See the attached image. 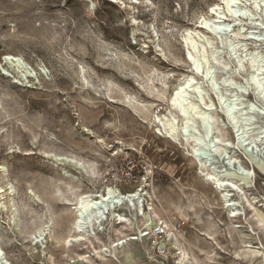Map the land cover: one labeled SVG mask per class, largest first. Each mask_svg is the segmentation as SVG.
I'll use <instances>...</instances> for the list:
<instances>
[{"label": "rangeland", "instance_id": "1", "mask_svg": "<svg viewBox=\"0 0 264 264\" xmlns=\"http://www.w3.org/2000/svg\"><path fill=\"white\" fill-rule=\"evenodd\" d=\"M241 4L251 17L235 27L227 17L232 27L215 36L199 25L211 17L214 5L227 15L221 0H0V264H69V258L85 252L77 245H63L74 219L67 201L80 194H101L108 186L107 168L118 163L126 170L137 166L140 172L128 194L146 186L151 197L142 196L145 227L149 220L181 221V244L203 261L199 250L215 246L199 242L204 239L200 234L214 222V233L219 234L215 240L224 252L218 253L215 264H245L233 261L240 243L236 237L234 246L226 237L230 227L217 193L198 176L181 137L179 143L168 139L161 124L173 117L176 126L181 125L169 100L187 75L202 87V98L212 104L210 115L228 142L234 134L223 108L235 94L242 95L241 104L252 101L263 110L247 84L254 70L245 56L255 49L264 55V41L256 43L244 35L264 40V8H255L250 0ZM235 30L242 33L236 40ZM187 32L199 34L192 35L194 47L184 43ZM231 41L242 46L235 54ZM188 54L198 62L206 58L202 70L211 69L218 90L204 75L192 72ZM4 55L18 57L27 70H18L13 62L3 64ZM237 58L243 60L241 67ZM190 100L202 107L197 94L190 93ZM255 121L263 125L264 117L257 115ZM214 145L198 155L212 167L218 161L227 165V155L224 160L215 156ZM235 155L243 167L255 171V188L248 193L263 200L264 169L243 149ZM119 213L132 219L123 209ZM138 221L134 216L124 235L135 234ZM251 226L258 234L254 238L262 240L254 223ZM42 227L45 235L36 242L33 237ZM106 229L109 241L98 234L99 241L92 240L95 247L116 240L112 228ZM129 243L124 252L153 264L146 262L139 243ZM93 259L92 264H116Z\"/></svg>", "mask_w": 264, "mask_h": 264}, {"label": "bare ground", "instance_id": "2", "mask_svg": "<svg viewBox=\"0 0 264 264\" xmlns=\"http://www.w3.org/2000/svg\"><path fill=\"white\" fill-rule=\"evenodd\" d=\"M250 1L255 6V8L260 9V5H262L264 8V0ZM221 2L225 6L227 15H225V12L222 11L223 8L221 9L220 5H214L209 10L211 17L209 19L202 18L199 25L200 29L207 30L209 33H212L215 36L218 35L222 28L232 27L231 23L226 24L227 17L233 20V27H235L237 24L236 22L246 20L248 17H251L247 7L241 4L243 0H221ZM240 32L241 31L239 30H235L233 36L235 40L240 35H242ZM193 34L199 35L196 32L186 33V38L184 40L186 45L188 43L193 47L196 45V42L192 38ZM244 36H249L250 39H253L256 43L264 41L260 37H257L256 39L252 38L251 33H247ZM229 47H231V50L234 54L235 51H238L242 48L238 41H231ZM188 59L192 64V72L197 75H204V79L207 80V82H210V86H214V90H218L217 86L215 85L217 83L214 84L216 79H214V73L211 71V69L207 68L205 72L202 70V65H207L206 58L203 57V62H198L191 54H188ZM245 59L246 61L248 60V64H250L251 68L254 70L249 76L247 84L253 88V92H255V95L258 97L257 99H259L264 105V55H262L258 49H255L246 54ZM3 61L6 63H15L18 70H27L25 65L18 57L4 55ZM237 61H239L238 65L241 67V63H243L241 62L243 61L242 58H237ZM201 88L202 87L199 86L193 75H187L183 77L181 82L175 88L169 103L182 118L179 128L176 126V121L173 117H171L172 119L170 118L171 120L165 119V122L163 121L164 123L159 119V116H157V119L159 122H162L161 124L165 128L166 137L168 139L175 142L178 141L179 143V136L181 137V144L186 151V155L195 163L198 176H200L204 183L210 185L215 190V193H217L221 207L226 214L230 232H237L241 234V254L235 255L236 260L252 259L258 260V264H264V246L260 243H258V245L256 244L257 246H253V243H250L249 240L250 237L254 235V230L252 229L253 227H246L244 225V221L247 222L250 220V218H252L251 221H256L259 225L258 227L263 228L264 230L263 220L257 214V209L264 207V201H259L256 199V197L248 193L249 190L247 189L255 188V171L253 168V170H251L250 168L243 167L240 160L238 159V155H235L239 149H243L246 155H248L250 159H253L256 166L264 169V124L259 125V123L256 125L257 122L255 121V116L257 115L264 117V108L263 110L258 111L252 101H247L246 105H243L241 104L242 95H232L233 98L230 103L228 105L224 104L226 106L223 108V113L229 120L234 134L232 142H228V140L221 136L222 129H218V127H216L217 121L215 118H213V116L210 115V112L212 111V104L210 101L207 103L204 101V98L202 97L205 96V93H203ZM243 91L245 92V89H243ZM190 93L197 94L199 99H201L200 104L202 107L190 100ZM222 97L223 96H218L220 102L223 101ZM194 120H197L198 124H196ZM212 126L217 128L216 131L218 135L215 141L212 140L211 137L213 131ZM197 128L202 130L201 135L199 134L200 131L197 133ZM249 135L251 136L250 140L248 137ZM214 144H216L215 156L218 155L217 157L223 158V156L227 155V162L225 160L227 165L218 161L215 162L217 165L212 167V162L209 164L208 160L202 159L198 155L199 151H208L212 145L215 146ZM67 159L60 158L59 160L65 161L67 163L70 162ZM227 166H229L230 169H227ZM66 176L75 182L77 181V178L73 175L66 174ZM145 188L146 186L130 192L127 195L119 194L109 189L107 190L106 194H80L76 196L74 200L67 201V205L71 207L70 209L74 214V219L72 221L70 234L62 241L63 245L69 249L74 245L85 249V252L81 254L77 253L75 258H69V264H92L95 261L93 258H95L98 262H112L120 264L118 254L123 251L124 245L128 247L130 246V243L127 242L126 235H124V230L127 228V223L131 225V220L134 216L138 215L140 217V215H143L142 213L144 211V206L142 204V196H146L147 199L151 200V197L148 195ZM118 205H123V210H125L132 219H129L128 216L124 214L116 212L114 208ZM149 210H151V208ZM96 215L98 217H96ZM83 221H85V223ZM112 221H118V223L121 225L119 224L118 226H114ZM152 223L153 220H151V222L150 220L148 221L149 225ZM148 224H146V228H148ZM105 225L106 227L110 226L112 228V230L116 233L117 238L115 241L111 242L108 247L104 244H100L99 247H95L92 240H98V232L103 230ZM209 225L211 230L200 234L203 237L205 235L209 236L207 240L210 239L212 234H214V227H216L214 222H211ZM45 231V227H42L36 232L33 240L37 242V238L44 236ZM177 243L178 241L175 240V244L178 246L179 255L175 258L173 264H199L197 260L191 257L188 251L182 247L183 245L181 246L180 243ZM2 255L3 253L0 250V261ZM133 256L134 255H132V253H127L123 259L126 262L127 259L132 258ZM132 260L129 259V261ZM252 264H254L253 261Z\"/></svg>", "mask_w": 264, "mask_h": 264}, {"label": "built area", "instance_id": "3", "mask_svg": "<svg viewBox=\"0 0 264 264\" xmlns=\"http://www.w3.org/2000/svg\"><path fill=\"white\" fill-rule=\"evenodd\" d=\"M137 168V166L134 167L130 165L128 170H126L123 163L110 165L105 174V181L108 186L101 194H106L107 190L110 189L119 194L127 195L130 187L139 181L140 172ZM123 208V205H118L114 210L119 213ZM142 214L144 215V211ZM143 215L139 217L141 221L136 223V233L126 236L127 242L139 243L143 249L147 263L167 264L168 261L174 263L175 258L179 255L175 240L182 246L181 243L184 240V223L176 220H158L153 221V223L146 228L143 225ZM96 217L98 216L96 215ZM83 222L85 223V221ZM119 224L118 221H115L114 226H118ZM106 225L98 234H102L104 237L106 236L105 239L109 241V233L108 229H106Z\"/></svg>", "mask_w": 264, "mask_h": 264}, {"label": "crops", "instance_id": "4", "mask_svg": "<svg viewBox=\"0 0 264 264\" xmlns=\"http://www.w3.org/2000/svg\"><path fill=\"white\" fill-rule=\"evenodd\" d=\"M262 201H264V199L262 200ZM263 204H264V202H263ZM262 209H264V207L262 208ZM257 211H258V213L260 214V217L262 218V220H263V223H264V212L261 210V209H257ZM251 219L252 218H250V220H248L247 222H245L244 221V225L247 227V226H250L251 228H252V226H251V224H250V222H252V223H255L256 221H254V220H252L251 221ZM250 224V225H249ZM259 225H258V223L256 222L255 223V227L259 230V233H260V235L262 236V240L259 238V237H257V239L256 238H254L256 235H258L256 232H255V230H254V228H252L253 230H254V232H255V234L254 235H252L251 237H250V243H253L252 245H254V244H258V243H260L261 245H263L264 246V241H263V239H264V230H263V228H260V227H258ZM245 231V230H244ZM228 234H230V233H228ZM226 235V237L228 238V241L230 242V243H232L233 244V241L235 242V238L237 237H240L241 236V234H239V233H237V232H235V233H233V235L231 236V234L230 235ZM219 234H217V233H214V234H212V236L210 237V239H208L207 240V238L209 237V236H207V235H205L204 236V239H199V242H204V243H208V242H211V244L213 245V246H215V248H214V250H199V256L200 257H203L204 258V260L202 261H198L197 260V262L199 263V264H207V263H216V262H214V260H215V258H216V256H217V258L216 259H218L219 258V255H218V253H224V252H222V247H220L218 244H217V240H215V238L218 236ZM246 235H247V233H246ZM202 236V235H201ZM230 236V237H229ZM206 238V239H205ZM210 240V241H209ZM238 240H239V243L241 244V237L240 238H238ZM261 241V242H260ZM257 242V243H256ZM131 243H137V242H131ZM231 244V245H232ZM230 245V246H231ZM234 246H235V244H233ZM232 245V246H233ZM183 247V246H182ZM217 248V249H216ZM241 245H239V250L237 251V252H235V253H233V255H232V258H233V261L234 262H240L239 260H236V257H235V255H237V254H241ZM188 251V250H187ZM128 252H124V251H121L119 254H118V256L121 258V264H144L143 262H141L140 261V259L139 258H137V257H135V256H133L132 258H129V259H133L132 261H129V259H127L126 260V262L124 261V259H123V257H125V255L127 254ZM188 253H189V255L191 256V257H193L194 258V256L188 251ZM213 253V254H212ZM133 255V254H132ZM210 256V257H209ZM213 256H215V257H213ZM145 260H146V258H145ZM129 263H128V262ZM252 261L254 262V264H258V260H252V259H244V261H241V262H243V263H245V264H252ZM131 262V263H130ZM141 262V263H140ZM210 263V264H211Z\"/></svg>", "mask_w": 264, "mask_h": 264}, {"label": "water", "instance_id": "5", "mask_svg": "<svg viewBox=\"0 0 264 264\" xmlns=\"http://www.w3.org/2000/svg\"><path fill=\"white\" fill-rule=\"evenodd\" d=\"M3 62V64H5L6 62L5 61H2Z\"/></svg>", "mask_w": 264, "mask_h": 264}]
</instances>
